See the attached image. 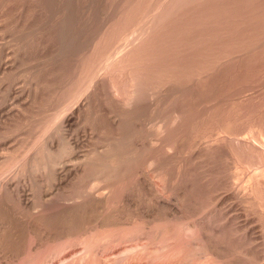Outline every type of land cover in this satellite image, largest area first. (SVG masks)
<instances>
[{
    "label": "rangeland",
    "instance_id": "rangeland-1",
    "mask_svg": "<svg viewBox=\"0 0 264 264\" xmlns=\"http://www.w3.org/2000/svg\"><path fill=\"white\" fill-rule=\"evenodd\" d=\"M0 159V264H264V0H0ZM85 203L92 228L40 237Z\"/></svg>",
    "mask_w": 264,
    "mask_h": 264
},
{
    "label": "bare ground",
    "instance_id": "bare-ground-1",
    "mask_svg": "<svg viewBox=\"0 0 264 264\" xmlns=\"http://www.w3.org/2000/svg\"><path fill=\"white\" fill-rule=\"evenodd\" d=\"M174 1V0H173ZM3 2V1H2ZM177 2H179V1H177ZM4 3V2H3ZM13 3V2H12ZM169 4V3H168ZM167 4V5H168ZM171 4H173V3H171ZM176 5V4H175ZM9 6V5H8ZM171 6V5H170ZM5 7V6H4ZM157 7H159V6H157ZM162 7V6H161ZM177 7V6H176ZM6 8V7H5ZM9 8V7H8ZM177 8H179V7H177ZM21 9V8H20ZM169 9L170 8H168V11H169ZM175 9V8H174ZM4 10H6V9H4ZM154 10V9H153ZM163 10V9H162ZM164 10H166V9H164ZM21 11V10H20ZM159 11V10H158ZM157 11V12H158ZM167 11V10H166ZM168 11H167V13H168ZM176 11V10H175ZM154 12V11H153ZM162 12V11H161ZM173 12V11H172ZM150 13V12H149ZM155 13H156V9H155ZM171 13V12H170ZM170 13H169V15H170ZM153 15H154V13H152ZM157 14V13H156ZM165 14V13H164ZM163 14V15H164ZM23 15V14H22ZM162 15V16H163ZM167 15V14H166ZM165 15V16H166ZM19 16V15H18ZM152 16V15H151ZM151 16H149V17H151ZM155 16V15H154ZM157 16V15H156ZM160 16V15H159ZM4 17V16H3ZM20 17V16H19ZM146 17H147V15H146ZM145 17V18H146ZM153 17V16H152ZM164 17V16H163ZM19 19V18H18ZM152 19V18H151ZM20 20V19H19ZM148 20H149V18H148ZM58 21V20H57ZM61 21V20H60ZM160 21H161V19H160ZM153 22V21H152ZM155 22V21H154ZM149 23H151V22H149ZM162 23V22H161ZM154 24V23H153ZM158 24H159V22H158ZM148 25V24H147ZM150 25V24H149ZM155 25V24H154ZM150 26H152V25H150ZM159 26V25H158ZM148 28H149V26H148ZM156 28V27H155ZM158 28V27H157ZM142 29H144L143 27H142ZM151 29V28H150ZM140 30V29H139ZM145 30H147V29H145ZM151 30H154V29H151ZM141 31V30H140ZM149 31V30H148ZM143 32H144V30H143ZM134 33H136V32H134ZM140 34V33H139ZM136 35H137V33H136ZM144 35V34H143ZM135 36V35H134ZM145 36V35H144ZM125 37V36H124ZM140 37V36H139ZM138 37V38H139ZM132 38V37H131ZM124 38H122V40H123ZM134 39V38H133ZM127 40V39H126ZM132 40V39H131ZM130 40V41H131ZM135 40H139V39H135ZM143 40V39H142ZM126 42V41H125ZM132 43V42H131ZM136 43V42H135ZM126 45H127V43H126ZM126 45L124 46L125 48H126ZM132 45V44H131ZM130 45V46H131ZM120 46V45H119ZM123 48V47H122ZM130 48V47H129ZM134 48V47H133ZM116 49V48H115ZM124 49V48H123ZM131 49H132V47H131ZM120 50H121V48H120ZM112 51V50H111ZM115 51V50H114ZM118 51H119V49H118ZM124 51V50H123ZM120 52V51H119ZM121 53V52H120ZM128 53V52H127ZM126 53V54H127ZM117 54V53H116ZM107 55V54H106ZM110 55V54H109ZM112 55V54H111ZM118 55V54H117ZM124 55V54H123ZM113 56V55H112ZM116 56V55H115ZM126 56V55H125ZM119 57V56H118ZM103 59H105V58H102V60ZM113 59V58H112ZM111 59V60H112ZM114 59H117V58H114ZM123 59V58H122ZM101 60V59H100ZM99 60V61H100ZM114 62V61H113ZM112 62V63H113ZM91 64H92V62H91ZM100 64V63H99ZM103 65V64H102ZM91 66V65H90ZM94 69V68H93ZM109 69V68H108ZM99 71H100V69H98ZM92 72V71H91ZM104 72V71H103ZM99 73V72H98ZM92 75V74H91ZM90 76V75H89ZM95 78V77H94ZM89 79V78H88ZM96 80V79H95ZM88 81V80H87ZM93 80L91 79V83H93L92 82ZM95 83V82H94ZM92 86V85H91ZM96 86V85H95ZM141 86V85H140ZM85 87V86H84ZM87 88V87H86ZM140 89V88H139ZM79 90H81V89H79ZM84 90V89H83ZM94 90V89H93ZM84 91H88V90H84ZM83 91V92H84ZM79 92V91H78ZM77 93V92H76ZM92 94V93H91ZM75 95V94H74ZM79 96H81L80 94H78ZM85 95V94H84ZM89 95V94H88ZM77 97V96H76ZM78 98V97H77ZM80 98V97H79ZM83 98V97H82ZM90 98V97H89ZM75 99V98H74ZM79 100V99H78ZM87 102V101H86ZM85 102V103H86ZM75 103V102H74ZM84 103V102H83ZM84 103V104H85ZM72 103H70V105H71ZM75 105H77V104H75ZM74 105V106H75ZM65 107V106H64ZM69 107H71V106H69ZM83 107V106H82ZM86 107V106H85ZM74 108V107H73ZM81 108V107H80ZM84 109V108H83ZM64 110V109H63ZM69 110V109H68ZM82 110V109H81ZM80 110V111H81ZM67 111V110H66ZM60 112V111H59ZM63 112V111H62ZM65 113V112H64ZM79 113V112H78ZM57 114V113H56ZM59 115V114H58ZM64 116V115H63ZM62 116V117H63ZM57 118H59V117H57ZM55 119V118H54ZM59 119H61V115H60V118ZM66 119V118H65ZM55 120H57V119H55ZM66 121V120H65ZM64 121V122H65ZM122 121V120H121ZM56 122V121H55ZM53 123V122H52ZM54 124V123H53ZM120 124V123H119ZM55 125V124H54ZM50 126V125H49ZM53 127V126H52ZM49 128V127H48ZM51 128V127H50ZM58 128V127H57ZM55 131V130H54ZM60 131V130H59ZM56 132V131H55ZM57 133V132H56ZM59 133V132H58ZM58 133H57V135H58ZM216 138V137H215ZM209 139V138H208ZM208 139H207V141H208ZM218 139V138H217ZM238 139V138H237ZM210 140V139H209ZM243 140V139H242ZM41 141V140H40ZM215 141V140H214ZM246 141V140H245ZM37 142H38V140H37ZM42 142V141H41ZM203 142H206V141H203ZM213 142V141H212ZM247 142V141H246ZM34 143H36V142H34ZM38 144V143H37ZM51 144V143H50ZM52 145V144H51ZM204 145V144H203ZM206 145H207V142H206ZM210 145V144H209ZM34 146V145H33ZM32 146V147H33ZM44 146V145H43ZM48 146V145H47ZM46 146V147H47ZM62 146V145H61ZM61 146L59 147V148H61ZM111 146H112V144H111ZM32 147H31V149H32ZM39 147V146H38ZM45 147V146H44ZM67 147V146H66ZM68 147H70L71 148V146L69 145ZM109 148H113V149H115V147H110V146H108ZM34 148V147H33ZM40 148H41V146H40ZM31 149H30V151H31ZM38 149V148H37ZM45 149V148H44ZM47 149V148H46ZM113 149H111V150H113ZM49 151H50V153H52V154H50V153H48L49 154V159H48V161H47V163H48V165L51 167V166H53V167H56V165L57 166H59L60 164H62V159L63 158H65V157H63V155L65 154V152L67 151V150H65V148H61V150L60 149H57V150H59V151H57L56 149V151H57V153L55 152V151H52L51 150V148L50 149H48ZM104 148H103V152H104ZM29 151V150H28ZM33 151H35V150H33ZM37 151V150H36ZM35 151V152H36ZM39 151H40V149H39ZM45 151H47V150H45ZM97 151V150H96ZM99 151H100V149H99ZM107 151L109 152V154L110 153H113V152H111V151H109L108 149L107 150H105V152L103 153V155H102V152L100 151V155H102V156H99L98 155V157H89V156H91V155H89V156H87V157H85L82 161H80V165L74 170V172L73 173H71V176H72V178H75V177H78V176H81V174H83L84 172H87V171H89L88 169H93V167L92 166H96V163H97V161H98V159L99 158H103V160L105 161V159H104V157H108L109 158V156H108V154H106L107 153ZM118 152V151H117ZM92 153V152H91ZM98 153V152H97ZM118 153H120V152H118ZM54 154V155H53ZM90 154V153H89ZM93 154V153H92ZM96 154V153H95ZM25 155H26V153H25ZM24 155V156H25ZM88 155V154H87ZM23 156V157H24ZM27 156V155H26ZM31 156V155H30ZM65 156V155H64ZM96 156V155H95ZM111 156H114V155H111ZM4 158V157H3ZM2 158V159H3ZM29 158V157H28ZM107 158V159H108ZM2 159H0V161L2 160ZM6 159H8V158H6ZM34 159H36V157L34 158ZM25 160V159H24ZM30 161H31V158L29 159ZM103 160H102V162H103ZM109 160V159H108ZM8 161V160H7ZM29 161V162H30ZM4 162V161H3ZM11 162V161H10ZM106 162V161H105ZM0 163H2V162H0ZM6 163V162H5ZM12 163V162H11ZM46 163V164H47ZM100 164H103V163H101V161H100ZM5 165V164H4ZM17 165V167H18V164H16ZM20 165V164H19ZM77 165H78V163H77ZM76 165V166H77ZM97 165H99L98 163H97ZM104 165V164H103ZM0 166H3V165H1L0 164ZM11 166V165H10ZM49 166H47V165H45V167H47V169H48V167ZM100 166V165H99ZM13 167H15V166H13ZM52 167V169H55V168H53ZM62 167V166H61ZM92 167V168H91ZM101 168V167H100ZM3 169V168H2ZM6 170L4 171V172H2L3 173V176H4V173H7V172H9L8 170H10V167L8 168V167H6L5 168ZM47 169H45V170H47ZM94 169L96 170V168L94 167ZM4 170V169H3ZM2 170V171H3ZM44 170V169H43ZM49 170V169H48ZM65 170V169H64ZM67 170V169H66ZM65 170V171H66ZM53 171V170H52ZM97 171V170H96ZM95 171V172H96ZM102 171V170H101ZM106 172H107V170H105ZM104 171V168H103V172H105ZM116 171V170H115ZM115 171H113V172H115ZM48 172V171H47ZM90 172V171H89ZM92 172H93V170H92ZM12 173V172H11ZM102 173V172H101ZM108 173V172H107ZM106 173V174H107ZM111 173V172H110ZM117 173V172H116ZM116 173H114V174H116ZM54 174V173H53ZM53 174H51V175H53ZM58 174V173H57ZM65 174V173H64ZM67 174V173H66ZM86 174V173H85ZM105 174V173H104ZM0 175H2V174H0ZM46 175V174H45ZM50 175V174H49ZM67 175H69V174H67ZM67 175H65V177H67ZM98 175V174H97ZM9 176V175H8ZM53 176H55V174L53 175ZM52 176V177H53ZM84 176V174L82 175V178H84L83 177ZM86 176V175H85ZM93 175H91V177H92ZM103 176V175H102ZM256 176V175H255ZM62 177V176H61ZM69 177V176H68ZM67 177V178H68ZM105 177V176H104ZM113 177H114V175H113ZM254 177V176H253ZM71 178V177H70ZM72 178H71V180H72ZM88 178V177H87ZM107 178V179H106ZM106 178H104V179H106L105 181H109V179L111 180V174H107V176H106ZM259 178V177H258ZM10 179V178H9ZM53 179V178H52ZM55 179V178H54ZM64 178H62L61 179V181L63 180ZM77 179V178H76ZM86 179V178H85ZM103 179V180H104ZM1 180H2V177H1ZM68 180V179H67ZM253 180V179H252ZM60 181V182H61ZM66 181V180H65ZM74 181V180H73ZM82 181V183H83V181L84 180H81ZM86 181V180H85ZM91 181V180H90ZM89 181V182H90ZM105 181H104V183H105ZM256 180H254V182H255ZM261 181V180H260ZM8 182V181H7ZM76 182V181H75ZM89 182L87 183L88 185H91V183L89 184ZM62 183H64V181L62 182ZM67 183V182H66ZM78 183V182H77ZM81 183V182H80ZM92 183H93V181H92ZM95 183V182H94ZM93 183V184H94ZM106 183H108V182H106ZM261 183V182H260ZM4 184V183H3ZM86 184V185H87ZM96 185H97V181H96V183H95ZM264 184V183H263ZM70 185V184H69ZM96 185H94V187L96 186ZM251 185V184H250ZM257 185V184H256ZM255 185V186H256ZM66 186H68V185H66ZM79 186H81V185H79ZM93 186V185H92ZM92 186H89V188L91 189V191L93 190L92 188H94V187H92ZM109 186V185H108ZM107 186V187H108ZM264 186V185H263ZM0 187H1V185H0ZM3 187V186H2ZM6 187H7V185H6ZM5 187V188H6ZM82 187V186H81ZM257 187V186H256ZM260 187V186H259ZM258 187V188H259ZM10 188V187H9ZM85 187H83V189H84ZM88 188V189H89ZM96 188V187H95ZM101 188V187H100ZM109 188V187H108ZM11 189H12V187H11ZM85 189H87V188H85ZM87 189V190H88ZM98 190H99V188H97ZM102 189V188H101ZM104 189V188H103ZM102 189V190H103ZM105 189H106V187H105ZM10 190V189H9ZM250 190V189H249ZM252 190H254V189H252ZM82 191V190H81ZM101 191V190H100ZM104 191V190H103ZM107 191V190H106ZM109 191V190H108ZM8 192V191H7ZM45 192V191H44ZM52 192V191H51ZM50 192V193H51ZM86 192V191H85ZM87 192H90V191H87ZM55 193V192H54ZM79 193V192H78ZM57 195H58V192L56 193ZM55 194V195H56ZM81 194H83L82 192H81ZM25 195H27V194H25ZM41 195H43V194H41ZM41 195H39V196H41ZM54 195L53 193L52 194H48L47 196H49L48 198H46V197H44V195H43V197H44V200H49L50 201V199L51 198H54V196L52 197V196ZM80 195V194H79ZM87 195V194H86ZM86 195H84V196H86ZM58 196H60V194L58 195ZM69 196H71V194L69 195ZM87 196H89V195H87ZM104 196V195H103ZM31 197V196H30ZM82 197V196H81ZM80 197V198H81ZM92 197V196H91ZM102 197V196H101ZM41 198V197H40ZM57 198V197H56ZM60 198V197H59ZM64 198H66V197H64ZM76 198V197H75ZM79 198V199H80ZM104 198H105V196H104ZM220 198V197H219ZM29 199V198H28ZM58 199V198H57ZM56 199V200H57ZM71 199V198H70ZM69 199V200H70ZM84 199V198H83ZM99 199V198H98ZM103 198H100L99 200H100V202H98V201H96V202H98V203H96V206H98V205H101L102 203H103ZM106 199V198H105ZM24 200H25V198H24ZM43 200V201H44ZM66 200H67V198H66ZM68 200V201H69ZM85 200V199H84ZM83 200V201H84ZM86 200H87V198H86ZM85 200V201H86ZM90 200L92 201L93 200V197H92V199L90 198ZM96 200V199H95ZM95 200H93V202H95ZM219 200V199H218ZM26 201H27V199H26ZM25 201V202H26ZM33 201V200H32ZM36 201V200H35ZM38 201V200H37ZM45 201V202H46ZM48 201V202H49ZM65 201V200H64ZM84 201V202H85ZM90 201V202H91ZM28 202V201H27ZM26 202V203H27ZM34 202V201H33ZM73 202V201H72ZM79 202H80V200H79ZM89 202V201H88ZM89 202V203H90ZM92 202V203H93ZM32 203V202H31ZM30 203V204H31ZM160 203H161V206L164 208V209H166V214H164V217L167 215V213H168V215L169 214H174V213H177L178 214V212H179V209L178 208H175V207H169L168 205H167V203L165 202V201H160ZM34 204V203H33ZM44 204V203H43ZM46 204V203H45ZM44 204V205H45ZM75 204H78V202L76 203L75 202ZM95 204V203H94ZM93 204V205H94ZM73 205V204H72ZM93 205H92V207H91V204L88 206V205H86V203H85V205H74L73 207H71V208H69V209H67L64 213L62 212V214L63 215H61V214H58V215H56V217H53V218H45V220L48 222V227L49 228H46V229H48V230H41V229H43L42 227H40L39 229H38V231L37 230H34V233H35V231H37L38 232V234H40V237H42L41 235H43V237L44 238H48V239H51V241H52V239H53V241L55 240V241H57L58 239L59 240H61L62 238L64 239V238H68V237H71L72 236V238H73V235H78V233L80 232H83L86 228H88L87 226H89L90 224L92 225L93 223L92 222H95V219L93 218V217H91V216H89V217H91L92 219H94V221L92 220V219H90L89 217H87L88 216V213H90L91 211H89L90 210V208L89 207H91V210H93L94 208H93ZM25 206V205H24ZM37 206V205H36ZM95 205H94V207L95 208H97ZM29 207V206H28ZM33 207H34V205H33ZM218 207V206H217ZM3 208V207H2ZM5 208V207H4ZM25 208H27V207H25ZM35 208V207H34ZM34 208H33V210H34ZM37 208V207H36ZM205 208V207H204ZM216 208V207H215ZM31 209V208H30ZM0 210H1V212H2V209H1V207H0ZM97 211V210H96ZM164 211V210H163ZM181 211V210H180ZM201 211V210H200ZM202 211H203V209H202ZM95 210H93V214L92 215H94L95 213ZM206 212V211H205ZM213 212V211H212ZM3 213H6V212H3ZM12 213V212H11ZM92 213V212H91ZM204 213V212H203ZM209 213V212H208ZM263 213V212H262ZM10 214V213H9ZM158 214V213H157ZM162 214V213H161ZM161 214H160V216H159V218H160V220H161ZM176 214V215H177ZM11 215V214H10ZM129 215V214H128ZM127 215V216H128ZM130 215H131V213H130ZM159 215V214H158ZM2 216V215H1ZM0 216V220H2V219H4V218H2ZM95 216V215H94ZM132 216H133V214H132ZM172 216V215H171ZM174 216V215H173ZM172 216V217H173ZM204 216V215H203ZM209 216V215H208ZM88 219H87V218ZM169 217V216H168ZM132 218V217H131ZM154 218V217H153ZM173 218H175V216L173 217ZM177 218H178V216H177ZM37 219V218H36ZM39 219V218H38ZM110 219V218H109ZM128 219V218H127ZM126 219V220H127ZM152 219V218H151ZM167 219H169V218H167ZM10 220V219H9ZM40 220H41V217H40ZM44 220V219H43ZM92 220V221H91ZM106 220V219H105ZM114 220V219H113ZM131 220V219H130ZM133 220V219H132ZM132 220H131V222H132ZM157 220H159V219H157ZM157 220H155V221H157ZM162 220H164V219H162ZM166 220V219H165ZM16 221V220H15ZM98 221V220H97ZM96 221V222H97ZM152 221V220H151ZM154 221V220H153ZM4 222V221H3ZM18 222V221H17ZM39 222V221H38ZM102 222H106V221H102ZM108 222H109V220H108ZM107 222V223H108ZM5 223H6V221H5ZM13 223V222H12ZM12 223H10V225L12 226V227H8V226H6V227H8V228H6V227H4V230L2 231H0V254L2 255V254H4V256L2 255H0V261H1V259L3 258H6V257H8V256H11V255H13L14 256V254H16V256L18 255V254H20V253H22V251L24 250V248L22 247V242H23V240L21 239V241L19 240L20 238H21V235H19V234H17L18 232H16V235H19L18 236V238H14V236H13V234L15 235V231L13 232L12 230H13V225L14 224H12ZM15 223V222H14ZM45 223V222H44ZM106 223V224H107ZM114 223V222H113ZM8 224V223H7ZM6 224V225H7ZM15 224H17V223H15ZM19 224V223H18ZM40 224V223H39ZM42 224V223H41ZM40 224V225H41ZM95 224H97V223H95ZM106 224H104V225H106ZM116 224V223H115ZM118 224V223H117ZM119 224H120V222H119ZM9 225V224H8ZM91 225L89 226V227H91ZM98 225V224H97ZM101 225V224H100ZM109 225V224H108ZM1 226V225H0ZM15 226V225H14ZM37 226V225H36ZM95 226V225H94ZM107 226V225H106ZM110 226V225H109ZM189 227H190V225H188ZM18 227V226H17ZM191 227H192V225H191ZM5 228L7 229V230H5ZM34 228V227H33ZM92 228V227H91ZM90 228V230H92ZM193 228V227H192ZM2 229V228H1ZM20 229V228H19ZM89 229V228H88ZM189 229V228H188ZM16 230H17V228H16ZM21 230V229H20ZM94 230H96V229H94ZM36 232V233H37ZM21 233H22V230H21ZM84 233V232H83ZM38 234H36L38 237H39V235ZM20 237V238H19ZM23 237V236H22ZM77 237V236H76ZM61 238V239H60ZM74 238H75V236H74ZM80 238V237H79ZM42 239V238H41ZM68 239H71V238H68ZM45 240V239H44ZM76 240V239H75ZM38 242H41V241H39L38 240ZM24 244V243H23ZM37 246L38 247H40L38 244H37ZM36 246V247H37ZM34 249H36V248H34ZM215 248H213V250H214ZM217 249H219V248H217ZM217 251V250H216ZM219 251H221V250H219ZM217 253V252H216ZM23 254V253H22ZM22 254H20V255H22ZM224 254V253H223ZM223 254H221V255H223ZM24 255V254H23ZM217 255V254H216ZM219 255V254H218ZM220 255V256H221ZM207 255H205V257H206ZM226 257V256H225ZM224 257V258H225ZM20 258V257H19ZM218 258V257H217ZM224 258H222V259H224ZM2 259V260H3ZM14 259H15V257H14ZM17 259V258H16ZM220 259V258H219ZM8 260V259H7ZM12 260V259H11ZM15 261V260H14ZM4 262H6V261H4ZM9 262V261H8ZM241 263V262H240Z\"/></svg>",
    "mask_w": 264,
    "mask_h": 264
}]
</instances>
